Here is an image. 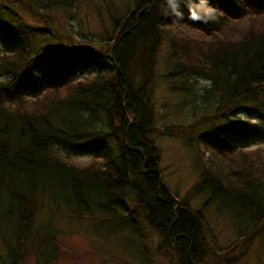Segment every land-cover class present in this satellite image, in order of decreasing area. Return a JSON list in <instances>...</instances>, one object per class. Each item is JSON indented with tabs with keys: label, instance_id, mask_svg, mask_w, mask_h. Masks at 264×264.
<instances>
[{
	"label": "trees",
	"instance_id": "trees-1",
	"mask_svg": "<svg viewBox=\"0 0 264 264\" xmlns=\"http://www.w3.org/2000/svg\"><path fill=\"white\" fill-rule=\"evenodd\" d=\"M77 2L0 0V264H20L29 251L34 264L57 260L55 232L37 224L44 211H124L120 218L134 231L141 219L157 232L158 249L178 264L205 262L214 246L205 216L211 205L239 214L253 231L262 226L264 157L247 160L234 149L254 138L264 142V0H209L219 15L208 24L188 20L186 8L185 21L175 22L163 0H131L92 48L29 46L46 27L19 18L16 9L46 25L47 13ZM163 36L174 61L167 76L183 79L184 92L194 75L211 80L212 88L197 94L208 106L199 120L219 123L199 136L198 149L211 153L195 157L197 180L183 197L162 180L153 138L155 55ZM85 70L91 77L74 82ZM56 146L94 160L77 165ZM197 194L206 195L199 208L190 204Z\"/></svg>",
	"mask_w": 264,
	"mask_h": 264
},
{
	"label": "rangeland",
	"instance_id": "rangeland-1",
	"mask_svg": "<svg viewBox=\"0 0 264 264\" xmlns=\"http://www.w3.org/2000/svg\"><path fill=\"white\" fill-rule=\"evenodd\" d=\"M130 2L131 0H78L72 10L53 9L47 13L46 25L36 17L16 10L19 18L36 26L46 27V30L30 37V47L45 49L54 42H59L69 47L80 44L85 48H92L99 38L112 32V14L116 16L115 19H119ZM4 50L1 47L0 54ZM155 62L154 126L157 130L153 132V138L159 149L157 162L162 180L178 197H183L197 180L195 157H198L199 151L201 154L203 152V157H208L211 153L203 145L198 149L199 136L206 134L211 127L218 128L219 123L199 120L203 112L208 111V106L197 95L201 90L198 81L194 79L202 76L194 75L185 82L184 86H190L187 92L180 90L183 79L177 80L176 75L167 76V73L173 71L174 61L165 36L159 43ZM90 73L91 71L85 70L83 74L74 77L73 81L90 78ZM171 85L176 88H171ZM46 91L48 89L29 98L41 96ZM165 126L172 134L164 133V129L160 130ZM56 149L60 154L68 155L69 160L77 165H85L94 160L91 153H71L61 146H56ZM238 149L247 153V160L264 157V142L256 138L244 142L234 150ZM230 163L227 160L221 162L224 168H232ZM205 198V194L194 195L190 198V204L199 208ZM124 214L123 211L114 213L111 217H99L75 216L67 211L37 213V224L49 226L56 234L59 254L51 264H178L170 252L169 255L167 250L158 249L161 237L157 232L148 228L141 219H137L138 230L134 231L128 222L120 218ZM205 216L214 246L210 247L211 251L202 264H264V223L253 231L251 224L243 217L240 218L239 214L230 210L219 211L215 205L207 208ZM2 248L0 239V251ZM20 264H34L33 252L29 251Z\"/></svg>",
	"mask_w": 264,
	"mask_h": 264
},
{
	"label": "clouds",
	"instance_id": "clouds-1",
	"mask_svg": "<svg viewBox=\"0 0 264 264\" xmlns=\"http://www.w3.org/2000/svg\"><path fill=\"white\" fill-rule=\"evenodd\" d=\"M165 15L173 18L175 22L182 23L185 21V12L187 9V19L195 23L208 24L214 22L219 11L214 8L209 0H163ZM198 81L200 90L212 88L213 82L202 77H195Z\"/></svg>",
	"mask_w": 264,
	"mask_h": 264
}]
</instances>
